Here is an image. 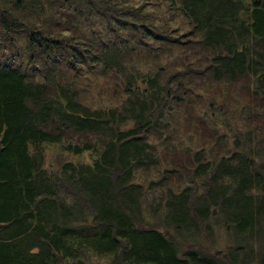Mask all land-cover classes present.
Wrapping results in <instances>:
<instances>
[{
  "label": "trees",
  "instance_id": "16d2710c",
  "mask_svg": "<svg viewBox=\"0 0 264 264\" xmlns=\"http://www.w3.org/2000/svg\"><path fill=\"white\" fill-rule=\"evenodd\" d=\"M166 2L172 12L155 14L146 2L0 0V264H264V0ZM92 15L106 35L76 26ZM139 48L151 60L178 48L199 57L143 72ZM88 74L120 79L122 104L85 105ZM198 79L246 95V130L227 126V112L221 124L200 113L215 142L230 130L233 149H188L180 191L165 186L175 170L137 183L159 163L152 136L190 105ZM65 140V152L90 160L47 169L46 146ZM220 239L221 255L204 251Z\"/></svg>",
  "mask_w": 264,
  "mask_h": 264
},
{
  "label": "rangeland",
  "instance_id": "374dc122",
  "mask_svg": "<svg viewBox=\"0 0 264 264\" xmlns=\"http://www.w3.org/2000/svg\"><path fill=\"white\" fill-rule=\"evenodd\" d=\"M118 2H125V5L137 4L142 5L146 2L152 13L157 11H167L172 12V7L166 0H118ZM162 16V13H158ZM97 15H92L91 24L87 20L81 19L80 22L76 21V26L82 30L87 31V33L94 34L96 31H102L103 35L107 32L104 28L103 23L100 21ZM173 27H178L179 33H185L190 26L182 18L181 15L172 16ZM88 26H87V24ZM95 31V32H94ZM139 54L137 56V63H135V69L146 72L149 70L153 73L157 68H164L165 72L174 69L175 67H183L187 63H196L199 56L194 54H188L184 49H176V57L167 60L164 55L157 56L156 60H151L146 58L145 54L149 51L148 48H139ZM196 53V52H194ZM199 68V64H194L193 67ZM129 68V67H127ZM85 87V92L82 94V102L90 107H118L124 101L126 95L123 92L122 81L116 79L111 80V76L100 77L93 74H88V78L83 82ZM188 93H192L185 96V99L189 100L190 105L177 106L172 108L170 116V125L167 123V130L164 133H159L158 135L152 136L151 141L157 145L159 163L156 167L143 171L139 170L135 174V181L139 184L148 186L150 182H156L161 179V177L170 170H175L176 176L165 183V186H169L172 189L180 191L185 186L190 183V165L188 164L187 156L184 155L188 149L195 150L196 148H204L208 150L209 156L226 155L230 150L233 149L234 139L230 136L229 129H223L221 134L223 136L222 140L215 142L212 137L213 131L211 127H204L200 121L201 114L205 115V120L207 117H212L216 120L224 121L222 113L227 112V126L240 127L241 124L238 120V114L241 112V107L247 105L246 95H238L235 91H226L222 85H215L209 87L203 84L201 79L191 86L187 87ZM232 90H234L232 88ZM220 110V111H219ZM201 113V114H200ZM206 113L207 116H206ZM220 115V116H218ZM172 121V123H171ZM252 125V124H248ZM222 127V126H221ZM241 128V127H240ZM172 131V137L171 130ZM246 129H242L241 131ZM162 135L161 138L158 136ZM76 142V139L72 140ZM70 142V140H65L64 143L59 145L46 146V168L49 170L56 169L60 166V163L64 161L72 162H88L90 160V155L84 153L80 156H74L68 152H65L63 146ZM187 157V158H186ZM194 187L199 188L198 182L192 183ZM221 232V231H220ZM222 233V232H221ZM216 245V246H215ZM224 244L220 239L214 245L211 242H207L204 251H209L215 255H221L224 252ZM94 264H98L96 259L92 261Z\"/></svg>",
  "mask_w": 264,
  "mask_h": 264
}]
</instances>
